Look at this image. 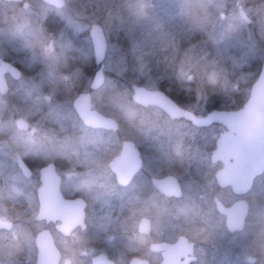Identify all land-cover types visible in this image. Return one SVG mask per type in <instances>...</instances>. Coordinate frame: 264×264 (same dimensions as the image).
<instances>
[{
    "label": "rangeland",
    "instance_id": "obj_1",
    "mask_svg": "<svg viewBox=\"0 0 264 264\" xmlns=\"http://www.w3.org/2000/svg\"><path fill=\"white\" fill-rule=\"evenodd\" d=\"M12 14L10 29L0 25V56H10L24 74L17 81L10 79L8 92L0 94V189L9 190L17 180V158H28L33 171L52 161L58 163L65 187L88 199L86 214L93 217L122 216L120 192L111 189L116 196L108 198L114 203L99 202L102 192L97 197L94 185L99 171L108 170L107 161L123 132L88 129L70 106L78 89L89 83L91 72L83 65L91 56L87 35L91 22L102 26L106 39V77L92 93V103L118 120L140 121L146 131L160 136L177 130L210 145L216 128L181 133L182 122L169 121L156 107L135 105L129 83L157 88L168 84L165 73L172 72L176 94L191 110L205 112L231 107L237 94L244 101L264 61V0H67L58 10L37 3ZM44 56L68 64L48 69L41 64L29 75ZM17 117L26 121V127H17ZM125 132L137 136L135 131ZM152 157L147 156L142 171H154ZM173 157L160 156V164L189 171L215 167L200 152L186 158L175 148ZM257 184L249 198L260 233L264 177ZM241 249L246 250L243 254L255 253L244 243ZM257 258V264H264L263 253Z\"/></svg>",
    "mask_w": 264,
    "mask_h": 264
},
{
    "label": "flooded vegetation",
    "instance_id": "obj_2",
    "mask_svg": "<svg viewBox=\"0 0 264 264\" xmlns=\"http://www.w3.org/2000/svg\"><path fill=\"white\" fill-rule=\"evenodd\" d=\"M66 2L67 0H64V4L58 7L47 0H0V25L11 28L12 13L15 9H28L32 4L38 3L51 10H58ZM1 17H5V22H1ZM90 24L87 27V35ZM48 47L52 50L53 45L50 43ZM90 47L91 56L83 65L84 70L88 69L91 72L89 83L78 89L74 97L80 92H88L91 108L104 116L112 117L96 105L97 103L94 105L91 100L92 93L104 83L106 73L102 63L103 81L97 88H92L91 82L98 65L94 61L91 41ZM40 60L34 63L29 75L35 74L37 66L41 64H47L44 65L45 69H48L47 66L54 67V64L62 63L61 66L65 64L57 63L59 58L48 56L40 57ZM1 62L6 63L2 70L7 83L5 91L7 93L10 79L13 81L21 79L24 69L10 56H0V64ZM12 68L19 71L17 77L10 72ZM131 84L142 85L136 82L129 83L128 87L132 93ZM249 89L250 85L246 92L247 96ZM58 90V88L54 89L56 92ZM168 96L179 107L197 115H204L211 110L194 111L183 100L180 99L178 102L170 95ZM73 98L70 102L71 109L84 127L104 134L123 132L117 138L113 148L114 153L109 160L121 150L125 140L133 142L140 156V167L136 171H129L131 174L125 183L117 181L108 160V170L99 171L94 185L97 197L102 192L99 202L105 200L114 203L108 198L116 196L110 193L111 189L120 192L119 204L122 216L99 218L87 215L88 199L75 190L65 187L64 178L57 169L58 163L48 161L41 165L38 171H33L28 158L19 157L16 159L19 169L15 171L17 180L10 183L9 190L0 189V264H257L260 253L264 256L262 252L264 251V232H256L260 222H256L252 217L255 210L249 198L258 185L257 182L264 177V170L253 178L250 188L242 193L234 192L229 184H223L216 178L219 172L217 170L222 163L212 160L211 152L215 147L216 137L225 129L221 123L213 122L197 126L182 117L171 118L157 105L134 102L131 94V100L135 105L142 108L156 107L169 121L182 122L184 127L180 129L181 133H185L186 130L202 132L208 127H215V135L210 145L203 142L205 140L195 139L185 134V136L179 135L177 130L170 132L168 136L157 135L156 132L146 131L147 126L137 120L123 121L112 117L117 121L116 129L95 127L84 124L79 118L72 106ZM242 99L243 97L240 98L239 103L235 102L229 108L219 107L218 109L236 110L245 101ZM23 127H26L25 120L24 125L19 128ZM124 131H135L137 136L135 138ZM175 148L181 156L186 158L200 152L215 167L211 171H189L190 169L181 168L175 170V167L173 170L168 169L167 163L160 164V156L174 158ZM149 155L153 156L151 164L154 171H142L145 161L149 160L147 159ZM18 160H21L29 171H22ZM48 163L54 166L61 199L59 200L56 196L51 200L56 207L55 217L39 218L37 217L39 207L37 190L42 183L41 169ZM11 187L18 189L21 193L14 194ZM262 187L264 184L261 185ZM76 198H81L84 206L82 217L75 221L71 215L74 206L64 208V204ZM240 200L245 202V213L242 218L238 215V207L233 208ZM105 218L109 220L97 221ZM243 243L255 253L243 254V251H246L241 249ZM255 245L256 247H253Z\"/></svg>",
    "mask_w": 264,
    "mask_h": 264
},
{
    "label": "water",
    "instance_id": "obj_3",
    "mask_svg": "<svg viewBox=\"0 0 264 264\" xmlns=\"http://www.w3.org/2000/svg\"><path fill=\"white\" fill-rule=\"evenodd\" d=\"M47 1L58 7L64 4V0ZM88 35L94 61L98 65L91 87L97 88L103 81L102 63L106 51V39L102 26L97 22L90 24ZM4 64L6 63L1 62L0 64V93L7 90L2 70ZM10 72L14 77L19 75L16 68L10 69ZM130 87L133 90L132 100L134 102L143 105H157L171 118L182 117L197 126L218 122L225 127L216 137L211 158L222 163L217 170L219 172L216 178L223 184H229L234 192L242 193L248 190L253 178L264 170V61L250 85L247 98L236 110L213 108L204 115H197L179 107L159 88H146L137 84H131ZM72 106L86 125L108 129H116L118 126L114 118L104 116L96 109L91 108L88 92L78 93L73 98ZM15 123L18 127H22L24 119L17 118ZM18 164L22 171H29L21 160H18ZM140 165V156L130 140L123 141L121 150L109 160V166L114 171L119 183H125L131 174L129 171H136ZM41 171L42 183L37 190L39 200L37 217H55L56 207L53 206L51 200L56 196L59 200L61 199L58 191V178L52 163L43 166ZM71 205L74 206H72L71 215L76 221L83 215L84 202L81 198H76L65 203L64 208H72ZM233 208H237L238 215L242 218L245 213V202L240 200L235 203Z\"/></svg>",
    "mask_w": 264,
    "mask_h": 264
},
{
    "label": "trees",
    "instance_id": "obj_4",
    "mask_svg": "<svg viewBox=\"0 0 264 264\" xmlns=\"http://www.w3.org/2000/svg\"><path fill=\"white\" fill-rule=\"evenodd\" d=\"M168 70H171V69H168ZM166 76V80L168 82L167 85H159V88L162 89L163 91H165L168 95H170L173 99H175L176 101L180 102V96L178 94H176V87H177V84H176V78L174 77V73H170L169 71H167L165 73ZM239 97V99H238ZM235 102L239 103L240 102V95L237 94L235 95Z\"/></svg>",
    "mask_w": 264,
    "mask_h": 264
}]
</instances>
